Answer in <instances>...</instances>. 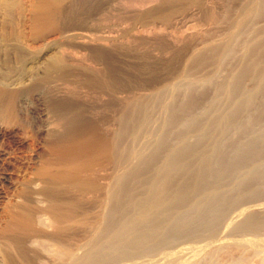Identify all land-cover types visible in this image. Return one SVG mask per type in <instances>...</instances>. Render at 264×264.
Returning a JSON list of instances; mask_svg holds the SVG:
<instances>
[{
	"label": "bare ground",
	"instance_id": "bare-ground-1",
	"mask_svg": "<svg viewBox=\"0 0 264 264\" xmlns=\"http://www.w3.org/2000/svg\"><path fill=\"white\" fill-rule=\"evenodd\" d=\"M108 3L115 15L101 39L111 50L96 54L101 67L85 61L81 91L51 92L41 140L29 124L0 130L28 148L12 162L33 169L3 235L20 256L39 249L34 264H264V202L236 207L264 189V160H250L264 148V0ZM128 48L145 83H157L148 92L128 93ZM201 85L212 89L203 104ZM95 107L107 109L97 124ZM157 108L165 115L153 126ZM129 127L144 136L132 161Z\"/></svg>",
	"mask_w": 264,
	"mask_h": 264
},
{
	"label": "rangeland",
	"instance_id": "rangeland-1",
	"mask_svg": "<svg viewBox=\"0 0 264 264\" xmlns=\"http://www.w3.org/2000/svg\"><path fill=\"white\" fill-rule=\"evenodd\" d=\"M110 1L112 0H0V130L4 129L2 130L4 132L10 130L11 132L29 124L28 128L31 127L33 132L37 133V142L41 140L40 134L36 132L37 128L44 123L46 114L55 111L53 106L55 96L51 92L57 90L58 95H67L71 92L81 91L80 86L86 78L88 69L92 66L93 68L101 67L96 62L98 51H107L108 48L111 50V47L102 45L101 39L106 35L109 22L114 20L112 18L115 13L108 6ZM108 9L112 11L110 12ZM106 14L110 15V18ZM97 37L101 41L97 40ZM134 52L128 48L125 53L123 52V61L121 60L123 66L126 67L127 90L131 95L141 91L148 92L153 85L157 84L145 83L150 80L146 69L137 72V68L141 64L135 57L137 51L135 54ZM75 58L83 59L80 62L81 65L75 61ZM84 63L89 65V68ZM204 74V72H198L189 74L187 77L203 76ZM137 84L140 85V88ZM70 90L71 92H67ZM262 91L264 93V90ZM196 92L200 99L202 98V104L206 103L204 100L212 95V89L207 85L199 86ZM19 99H24L25 103L22 104ZM125 110L126 114L130 115L133 105L128 103ZM159 110V108L153 110L152 120H150L152 122L150 124L153 126L165 115ZM105 111L107 109L93 108L91 114L96 124L106 114ZM255 124H259V122ZM234 135L236 134H231L232 139L236 137ZM143 138L144 136L137 134L133 127L127 129L125 145L130 161L134 160L130 152L140 146ZM5 141L0 138V158L2 157L0 159V264H10L6 256L9 254L16 264H34L35 257L39 256L37 251L39 249L28 246L25 256H20L16 252L12 238L3 235L4 211L11 202H18L22 198L25 180L30 175L28 171L32 172L33 170L32 168H29L28 171L23 170L12 162L14 159L17 162L28 154V151H25L28 148L25 147L23 152H19L13 146L10 138ZM250 160L253 164L264 160V148H257L252 153ZM247 178L248 188L256 186L254 181ZM240 201L241 204L236 206L238 208L251 203L264 202V189L258 196H243ZM245 236H253V234H245ZM260 236H264V234H260ZM226 237L241 238L242 236L238 233L228 232ZM81 249L78 251L80 252Z\"/></svg>",
	"mask_w": 264,
	"mask_h": 264
}]
</instances>
